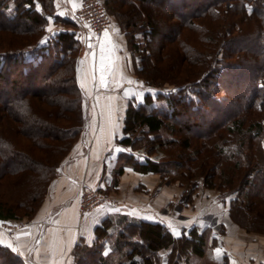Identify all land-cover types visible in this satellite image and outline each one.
<instances>
[{"label": "trees", "instance_id": "1", "mask_svg": "<svg viewBox=\"0 0 264 264\" xmlns=\"http://www.w3.org/2000/svg\"><path fill=\"white\" fill-rule=\"evenodd\" d=\"M103 2L141 53L136 76L173 85L128 100L117 142L146 155L119 153L112 182L125 165L184 188L202 177L232 195L234 222L264 233V0ZM55 10L54 0H0V220L33 219L86 124L79 41L73 31L46 34ZM187 232L110 213L90 244L77 242L72 263L200 264L209 232ZM0 264L26 263L0 244Z\"/></svg>", "mask_w": 264, "mask_h": 264}, {"label": "crops", "instance_id": "2", "mask_svg": "<svg viewBox=\"0 0 264 264\" xmlns=\"http://www.w3.org/2000/svg\"><path fill=\"white\" fill-rule=\"evenodd\" d=\"M77 4L78 0H54L55 13L61 15L74 11ZM106 30L110 42L102 35L99 48L103 44V54L96 55L97 60L91 59L86 54L87 49L91 50L87 45L86 52H82L76 60V77L85 94L84 130L63 158L33 219L14 237L5 236L0 231V244L6 247L11 244L9 248L12 251L17 249L15 252L22 256L26 264H73V248L77 242L82 239L90 244L95 235L94 227L107 214L124 213L132 218L159 222L175 236L188 233L192 226L199 231L209 229V243L212 244L214 239L220 242L213 249L212 260L218 261L216 264L223 257L226 259L224 264H233V261L235 264H264V234L246 232L230 219L228 209L232 195L219 197L212 188H194L192 205H179L175 197L183 191L181 187L166 186L160 175L151 171L142 172L129 165H125L112 182L119 153L135 152V149L117 141L126 136L123 118L128 100L135 98L140 103L141 97L135 87L120 88L130 87L132 83L128 81L136 75L128 61L125 36L113 33L111 26ZM113 45L116 47L113 48ZM109 64L112 65L111 74L103 73L108 87H102L99 85L101 69ZM93 77L97 84L93 85ZM138 153L141 154L139 160H143L142 152ZM107 171L111 178L107 179ZM99 184L104 185L110 201L80 216L77 205L79 187ZM171 205L175 210H171ZM221 226L224 232L218 234L217 227ZM24 232L30 235H23ZM217 248L221 249L220 253L215 251Z\"/></svg>", "mask_w": 264, "mask_h": 264}, {"label": "rangeland", "instance_id": "3", "mask_svg": "<svg viewBox=\"0 0 264 264\" xmlns=\"http://www.w3.org/2000/svg\"><path fill=\"white\" fill-rule=\"evenodd\" d=\"M104 0H102V3L104 5V9H105V13H106V17L107 19H109L110 21V25H109V28L110 26L112 27V32L113 33H122L124 36H125V47H126V52L128 54V61H129V64L131 65V69L133 70V72L135 73V69L137 68V66L140 65V54L141 53H138V52H134L131 50L130 47H128V42H127V36L125 35V33H123L121 31V29L119 28V25L116 21V19L113 18V16L111 14H109V9H107V6L104 4L103 2ZM78 5V4H77ZM78 7V6H77ZM76 7V8H77ZM74 12L75 10L73 11H69V12H65L63 15H59V14H56L57 15V18H54V17H51V20H49V17H48V24L46 26V30L51 27L52 28V32H49L47 30V33L46 34H49V33H54V32H58V30L62 29V30H67V31H73L74 34H75V38L78 39L79 41V48H80V52H79V55L82 53V52H86V46L83 45V34H82V28L78 22V20L76 19L75 15H74ZM61 19H64L65 21L61 20ZM139 39L141 40V36H139ZM100 43V42H99ZM153 49H149L152 54L155 55L156 53V45H153ZM100 48H99V44L98 46H93L91 48V50L87 49V52L86 54H88V56L91 58V59H94L96 58L97 60V56L96 55H100ZM92 53H95V56L92 55ZM153 55V57H154ZM78 59V58H77ZM136 75V73H135ZM96 79H94V82H93V85L96 83L95 81ZM131 81H133V83L130 85V87H127V86H121L120 88H131V87H135L138 94L140 95L141 97V102L143 100V96L144 94H146V92H150L153 96H156V94L160 93V92H163V93H168V92H171L173 91V85L172 83H170L169 81H165L162 79V81L160 80V82H156L154 83L151 79H148V78H145V79H142L140 78L139 76H136V78L134 76H132L131 78ZM97 84V83H96ZM96 87V86H95ZM135 99V98H134ZM136 101V99H135ZM137 103V102H136ZM85 104V94H84V98H83V105ZM85 112V111H84ZM262 144L264 145V139L262 138ZM138 151H141L142 152V155L145 156L146 155V152L143 148H135V155L138 157L139 159V156H141V154L138 153ZM158 152H154L152 154H150L149 156L150 157H157L158 155ZM142 156V157H143ZM160 179L162 180V183H164L166 186H169V185H175V186H178L180 189H183L182 192L178 193L177 196L175 197V200L176 202L178 201L179 202V205H183L185 203H190L192 205V192H194V190L196 188H205L203 186V179L202 177H199L197 178L196 180H193L191 182V186L189 187H186L184 188L183 186H181L178 182H175V181H171L170 178H167V177H160ZM82 186V185H81ZM80 186V187H81ZM79 187V188H80ZM195 188V189H194ZM200 188V189H201ZM208 188V187H206ZM214 190H217V188H212ZM219 196V195H218ZM173 205V204H172ZM171 205V210H175L174 206ZM183 212V210L181 211ZM175 214V213H173ZM231 219V218H230ZM232 220V219H231ZM233 221V220H232ZM234 222V221H233ZM236 223V222H234ZM237 224V223H236ZM26 227V226H25ZM240 228H242L241 226H239ZM24 228V227H23ZM22 229V228H21ZM243 230H245L244 228H242ZM20 231V230H19ZM217 231H218V234L219 233H223V227H217ZM246 232H250V231H253V230H250V231H247L245 230ZM208 232L210 234V231L208 229ZM253 232H256V231H253ZM257 233H260V232H257ZM264 234V233H262ZM209 240H210V235H209ZM217 242H216V241ZM220 244L219 240L218 239H214L212 244L210 242V245L211 247L209 248V250L207 251L206 255L202 258V263L201 264H208V263H213V264H216L218 263L215 262V260H212V258L214 259V253H213V249L215 248L216 245ZM212 256H211V255ZM225 257L222 258V260L219 261V264H224L225 263Z\"/></svg>", "mask_w": 264, "mask_h": 264}, {"label": "built area", "instance_id": "4", "mask_svg": "<svg viewBox=\"0 0 264 264\" xmlns=\"http://www.w3.org/2000/svg\"><path fill=\"white\" fill-rule=\"evenodd\" d=\"M77 6L74 15L82 28L83 45L87 46L89 41V44L96 47L104 31L110 25L102 0H78ZM88 34L90 35L89 38L87 37ZM106 177L107 179L111 178L109 171H107ZM77 192V205L79 206L80 216H85L93 209L104 206L110 201L109 194L104 191V185L99 184L91 187L82 185ZM28 224L29 222L23 219L0 220V231L5 236L14 237L21 228Z\"/></svg>", "mask_w": 264, "mask_h": 264}, {"label": "snow or ice", "instance_id": "5", "mask_svg": "<svg viewBox=\"0 0 264 264\" xmlns=\"http://www.w3.org/2000/svg\"><path fill=\"white\" fill-rule=\"evenodd\" d=\"M74 7H75V5H74ZM60 14L63 15V13H60ZM49 20H51V17H49ZM47 30H48L49 32H52V28H51V27H49ZM103 36H104V38H105L106 40H109V42H110V36H109V32H108L107 30L104 31ZM41 42L43 43L44 41H41ZM92 47H93V45L89 44V48H92ZM115 47H116V46L113 45V48H115ZM100 51H101V53L103 54V52H104V46H103V44H101ZM92 55L95 56V53H92ZM81 63H83V61H81ZM101 63L103 64V55L101 56ZM101 72H102V74H101V76H100L99 85L102 86V87H108V83H107V81H106L105 76L103 75V73H104V72H108L109 74H111V72H112V65L109 64L108 67H102ZM93 79H95V77H93ZM128 83H133V81L129 80ZM126 94H127V93H126ZM110 99H111V98H110ZM116 150H117V151H120V149H116ZM170 227H171V225H170ZM22 234H23V235H30V233H27V232H24V233H22ZM17 238H19V237H17ZM38 243H39V242H38ZM8 247H12V245L9 244ZM16 250H17V249L13 248V251H16ZM215 251H216L217 253H220V252H221V249L217 248V249H215ZM233 264H235L234 261H233Z\"/></svg>", "mask_w": 264, "mask_h": 264}, {"label": "water", "instance_id": "6", "mask_svg": "<svg viewBox=\"0 0 264 264\" xmlns=\"http://www.w3.org/2000/svg\"><path fill=\"white\" fill-rule=\"evenodd\" d=\"M87 37L89 38V37H90V35L88 34V35H87ZM87 44L89 45V41L87 42Z\"/></svg>", "mask_w": 264, "mask_h": 264}]
</instances>
